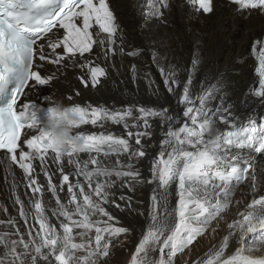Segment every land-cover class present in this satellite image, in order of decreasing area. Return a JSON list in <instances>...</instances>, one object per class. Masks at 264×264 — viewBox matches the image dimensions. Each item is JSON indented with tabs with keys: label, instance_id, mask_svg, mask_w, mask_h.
I'll use <instances>...</instances> for the list:
<instances>
[{
	"label": "snow or ice",
	"instance_id": "snow-or-ice-1",
	"mask_svg": "<svg viewBox=\"0 0 264 264\" xmlns=\"http://www.w3.org/2000/svg\"><path fill=\"white\" fill-rule=\"evenodd\" d=\"M229 2L239 10L264 13V0ZM218 6L217 0H182L180 4L175 0H147L146 12L135 4L133 11L140 18L143 32L153 22L168 24L173 8H179L189 18L210 20ZM94 25L98 26L97 31H92ZM119 31L120 24L109 0L97 3L94 0H0V97H8L7 103L0 106V153L13 164L18 163L27 180L23 198L16 185H12V202L18 206L15 217L7 205L0 204V264H109L110 250L127 247L134 236V229L123 224L113 209L120 213L135 211L144 219L134 251L130 253V264H174L177 255L183 254L209 229L217 234L222 221H225V234L205 254L207 258L186 260L183 264H264V254L254 252L264 248V192L259 190L255 157L233 152L247 148L264 154V122L257 124L251 118L246 122L237 120L233 112L235 105L228 102V93L224 91L227 85L222 72L207 88L201 87L199 93L192 91L198 55L194 54L182 82L160 67L158 49L151 53L164 87L178 97V105H183L182 117L178 113L170 114L163 106L167 98L158 88L156 107L140 102L112 110L76 105L81 126L99 124L103 128L110 121L123 125L127 138L110 132H77L83 144L61 151L38 126L41 111L38 103L25 102L18 110L20 99L28 95L26 89L48 86L56 79L55 73L42 75L48 64L63 65L66 59L84 58L85 53H92L94 45L105 59L109 53L117 52L121 57H139L142 49L125 52ZM118 38L121 46H117ZM147 43L153 45L156 41L147 38ZM256 47H259V87L250 88L245 96L252 95L264 102V39L255 40L254 52ZM61 48L63 54L57 52ZM132 70L135 72V66ZM89 73L93 88L106 76L105 68L99 64L90 67ZM82 83L87 87L86 81ZM178 88L182 93H177ZM43 99L48 104L54 100L52 96ZM217 121L228 129H218ZM22 130L23 142L33 152L23 149ZM157 130L159 150L149 156ZM49 152L54 154L53 162L67 156L75 171L65 174L64 165L57 164L56 170L45 168L46 183L39 182L30 161L38 156L44 164ZM80 153H87L88 159L79 161L76 157ZM101 153L105 159L115 154V163L98 159ZM146 162L148 175L142 169ZM89 164L96 165L95 169L89 170ZM55 171L60 173L56 183L50 174ZM70 175H82L85 183L79 179L70 182ZM245 181L252 199L245 204V211L237 209L227 222L230 206L241 203V199L234 201V189ZM137 186H152L150 202L143 211L133 208V197L124 191L134 192ZM46 191L55 201L54 207L48 205L50 215H46L42 199ZM61 192L66 202H62ZM32 208L34 223L29 221ZM58 229H62V234ZM74 230H78L75 235ZM76 237L79 242H75ZM230 242L238 243L239 247L234 254L226 256Z\"/></svg>",
	"mask_w": 264,
	"mask_h": 264
},
{
	"label": "bare ground",
	"instance_id": "bare-ground-1",
	"mask_svg": "<svg viewBox=\"0 0 264 264\" xmlns=\"http://www.w3.org/2000/svg\"><path fill=\"white\" fill-rule=\"evenodd\" d=\"M175 2L180 4L182 0H175ZM217 2L219 5L217 13L210 20L195 17L189 18L179 8H173L168 24L158 25L153 22L141 32L139 27L141 21L137 13L133 11V4L138 9L146 12L147 0H109L110 6L113 8L120 24L119 36L123 37L124 43L122 46L125 48V52L128 51V47L130 50L138 48L143 50L142 54L133 58L127 55L121 57L118 52L115 55L109 53L108 58L105 59L102 52L98 54L95 45L92 53L84 58L77 56L74 60L66 59L63 65L48 64L46 69L42 70V75L55 73L56 79L48 86H37L35 89H27L28 95L23 99L22 104L35 102L41 106L48 107V102L43 98L52 96L53 99H62L65 104L91 105L92 107L104 106L110 110L126 109L137 102H140L141 105L156 107L155 90L158 88L159 93L167 98V103H164L163 106L169 109L170 114L175 115L178 113L182 117L183 105H178V97L168 93L164 87L161 72L154 63L151 53L153 49H158L160 67H163L173 78L178 77L182 82L187 77L185 70L190 68L194 54L198 55V66L195 70L192 86L194 93H199L201 87L207 88L214 82L217 74L222 72L223 81L227 85L224 91L228 93V102L235 105L234 116L238 121L246 122L249 118L255 120L256 117L264 112V102L252 95L245 96V93L249 91L254 83V78L252 77L253 61L246 57L249 55L253 42L264 37V16L258 13H251L250 15H247L246 12L239 13L235 6L229 5L224 0H217ZM147 38L155 40L156 43L149 45ZM117 45L121 46L119 38L117 39ZM57 52L63 54L62 48L57 49ZM89 59L107 70L106 76L95 88L91 85L86 87L80 81V78L89 77L90 75L89 68L91 66L87 63ZM133 66L136 68L135 72L132 70ZM230 68L231 70H229ZM150 80H154L155 83L150 84ZM177 93H182V89L178 88ZM68 97H71V99ZM215 103L216 101L213 102V105ZM186 119L184 118V120ZM217 127L221 131L228 129L227 125H223L219 121H217ZM76 131L91 134H100L101 132L108 134L110 132L113 135L123 134L127 138L123 125L120 128L115 127L110 121L105 122L103 128L99 124L97 126L88 124L82 125ZM159 138L160 133L157 130L153 136V147L149 152V156L158 152ZM233 152H239L245 157H255L259 190L264 192V156H256L254 153H247L244 150H233ZM76 158L79 161L87 160L88 154L80 153ZM97 158L104 160L105 163H115L117 159L115 154L105 159L103 153ZM57 164L64 165L65 174L75 171V165L68 164V158L65 156L57 162H53L52 158L45 159L44 164L41 163L40 159H37L36 173L34 175L39 182L46 183L43 170L45 168L56 170ZM95 167L96 165L92 164L88 166L89 170H93ZM148 167V162L142 165L146 175L149 174L147 173ZM50 174L53 175L54 183L60 179L59 171L50 172ZM77 179L81 183H85L82 175H70V182H75ZM13 184L16 185V191L23 198V194L27 190V180L24 174L17 168L12 167L9 160L0 155V204L7 205L12 217H15L18 206L12 202L11 191ZM124 191L126 195L133 197V208L143 211L145 204L150 202L152 186H137L134 192ZM250 192L251 189L247 181L234 189L233 199L234 201L241 199V203L230 206L228 213H226L227 222L231 221L237 209L245 211V204L252 199ZM117 194L119 195V192ZM60 196L62 197V202H66L63 192L60 193ZM42 199L46 205V215H50L51 207H48V205L55 206L51 193L46 191ZM137 201L143 203L138 204ZM121 203L123 204V202ZM113 211L121 218L123 224L134 229V236L133 239L127 242V247L118 246L110 250L109 264H130V253L134 251V244L138 240L137 233L143 227L144 219L136 215L135 211L125 213H120L115 209ZM34 212L35 209L32 208L29 214V221L33 223ZM50 219L55 220V217L50 216ZM36 227L38 228V224H36ZM219 228L220 231L217 234H213L212 230L209 229L205 235L197 238L193 245L186 249L183 254L177 255L174 264H183L186 260L206 259L205 254L225 234L223 231L225 221L220 223ZM58 231L62 234V229H58ZM76 231L78 230H74V235ZM75 242H79V237L75 238ZM238 247V243L230 242L225 255L234 254ZM254 252L258 255L264 254V248H257ZM79 254L77 253V255Z\"/></svg>",
	"mask_w": 264,
	"mask_h": 264
},
{
	"label": "clouds",
	"instance_id": "clouds-1",
	"mask_svg": "<svg viewBox=\"0 0 264 264\" xmlns=\"http://www.w3.org/2000/svg\"><path fill=\"white\" fill-rule=\"evenodd\" d=\"M75 108L76 105L65 104L62 99H54L48 109L37 117L42 132L47 135L53 146L61 151H68L83 144V139L76 131L82 121Z\"/></svg>",
	"mask_w": 264,
	"mask_h": 264
},
{
	"label": "rangeland",
	"instance_id": "rangeland-1",
	"mask_svg": "<svg viewBox=\"0 0 264 264\" xmlns=\"http://www.w3.org/2000/svg\"><path fill=\"white\" fill-rule=\"evenodd\" d=\"M127 45V44H126ZM118 46V45H117ZM127 47H128V45H127ZM130 50V48L128 47V51ZM229 70H231V68L229 69ZM264 112H262V114H263ZM115 127H122L121 125H119V126H115ZM119 134V133H118ZM121 136H123L124 137V135L123 134H120ZM125 138V137H124ZM198 238H200V237H198ZM258 255V254H257Z\"/></svg>",
	"mask_w": 264,
	"mask_h": 264
}]
</instances>
